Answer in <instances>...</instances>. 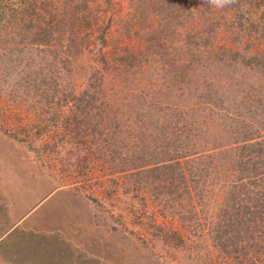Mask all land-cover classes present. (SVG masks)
Returning a JSON list of instances; mask_svg holds the SVG:
<instances>
[{
	"label": "rangeland",
	"instance_id": "rangeland-1",
	"mask_svg": "<svg viewBox=\"0 0 264 264\" xmlns=\"http://www.w3.org/2000/svg\"><path fill=\"white\" fill-rule=\"evenodd\" d=\"M181 3L184 7L185 1ZM167 4L162 9L158 0H91L90 11L99 22L82 30L81 45L86 52L72 61L67 79L49 92L43 80L56 81L57 72L54 66L44 70L48 52L34 48L24 59L30 63L23 60L12 65L8 50L0 49V264H223L207 248L204 234L192 233L151 192L142 189L136 195L126 190L124 175L106 162L124 155L127 123L121 113L132 112L142 89L147 99L162 93L165 99H172L171 93L179 96L182 92L175 86L170 91L160 81L167 76L169 63L178 57L185 59L183 47L189 44V19L181 14L178 18L177 4L169 16ZM258 11L259 18L254 17L253 22L263 25V31L248 40L247 35L236 36L223 25V32L214 38L217 48L264 51V12ZM101 35L105 47L99 42ZM126 53H145L148 61L138 77L130 74L119 86L123 92L112 100V115L119 125L113 136L116 140L111 146L98 147L99 128L89 124L90 115L84 113L78 119L79 113L57 102L81 91L93 69L101 66V59L112 61ZM204 62L206 67L196 68L193 76L206 75L196 83L199 88L205 81L212 87L216 81L220 86L226 83L224 105L244 103L242 114L236 109L233 114L215 116L211 122L215 127L203 135L212 145L223 146L216 152L223 153L238 137L231 131V117L244 115L251 130L264 125V76L238 69L225 73L212 60ZM106 76L103 95L116 86ZM199 88L187 89L185 94L191 93L196 100ZM187 106L202 108V115L208 116V107L199 99ZM249 108L250 113L258 110L259 114H246ZM234 125L235 130L245 129L240 122ZM260 133L258 139H264V130ZM172 231L187 245H177L167 234Z\"/></svg>",
	"mask_w": 264,
	"mask_h": 264
},
{
	"label": "trees",
	"instance_id": "trees-1",
	"mask_svg": "<svg viewBox=\"0 0 264 264\" xmlns=\"http://www.w3.org/2000/svg\"><path fill=\"white\" fill-rule=\"evenodd\" d=\"M182 1H185L184 7ZM158 2L162 9L168 3L169 16L177 4L178 18L182 15L190 22L187 27L189 44L183 47L185 59L178 57L169 63V72H165L167 76L160 80L170 91L175 86L182 92L179 96L171 93L172 99L168 95L165 99L164 93L147 99L142 89L137 94L132 112L121 113L127 123L124 155L112 156L106 162L112 170L117 169L124 175L126 190L136 192V195L142 189L151 192L192 233L204 234L207 248L217 253L223 264H264V139L259 140L264 125L253 131L244 115L243 118L238 115L240 119L237 120L236 116L231 117L234 118L230 119L232 123L240 122L245 129L241 126L235 130L236 125L233 124L231 131L235 132L237 139L226 144L228 149L225 146L223 153H216L223 146L212 145L213 142L202 139L210 128L215 127L211 124L213 118L233 114L236 109L238 114H242L244 103L224 105L225 92L229 89L226 83L223 87L216 81L212 87L205 81L200 89L196 83L205 80L206 75L202 73L201 78H195L196 81L193 77L197 73L196 68L206 67L204 61L208 59L225 73H235L233 70L238 69L264 76V51L217 48L214 41L215 36L223 32V25L236 36L247 35L248 40L263 31V25L253 20L254 17L259 18V8L264 12V0H227L223 8L216 7L212 0ZM206 2L207 5L204 4ZM90 6L91 0H0V49L8 50L6 53L12 65L27 61L24 59L34 48L48 52L50 59H46L44 70H51L50 66H54L53 70L57 72L56 81L43 80L49 92L52 90L50 87L56 88L67 79L72 61L86 52V47L81 45L82 30L99 22ZM98 39L105 47L104 35ZM145 56V53H126L112 61L104 57L101 66L93 69L81 91L73 93L70 98L58 99L57 105L69 106L75 114H80L78 119L84 113L89 114V124L105 130L96 131L98 143L99 140L102 142L96 144L98 147L102 144L111 146L110 143L115 142L113 136L117 135L119 125L112 115V100L117 99L120 90L123 92L119 86L127 76L133 74L134 78L143 72L148 61ZM106 73L109 74L108 82L112 81L116 86L103 95ZM194 87L199 88L195 96L208 107V116L202 115V108L187 109L188 104L198 100H192L194 96L191 93L185 94V90L192 91ZM181 103L184 106L178 107ZM133 111L135 116H132ZM250 112L251 108L245 111L253 116L259 114L258 110ZM78 119L75 121L81 128ZM103 134L109 137L104 138ZM233 142L241 145L230 147ZM157 228L164 230L160 226ZM167 234L177 245H187L177 231Z\"/></svg>",
	"mask_w": 264,
	"mask_h": 264
},
{
	"label": "clouds",
	"instance_id": "clouds-1",
	"mask_svg": "<svg viewBox=\"0 0 264 264\" xmlns=\"http://www.w3.org/2000/svg\"><path fill=\"white\" fill-rule=\"evenodd\" d=\"M213 4L218 8H223L227 0H212Z\"/></svg>",
	"mask_w": 264,
	"mask_h": 264
}]
</instances>
